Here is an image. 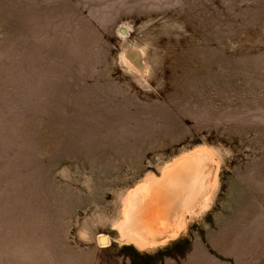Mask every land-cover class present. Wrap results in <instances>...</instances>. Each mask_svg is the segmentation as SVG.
Segmentation results:
<instances>
[{
    "label": "rangeland",
    "instance_id": "obj_1",
    "mask_svg": "<svg viewBox=\"0 0 264 264\" xmlns=\"http://www.w3.org/2000/svg\"><path fill=\"white\" fill-rule=\"evenodd\" d=\"M228 219L264 245V0H0V264L180 261Z\"/></svg>",
    "mask_w": 264,
    "mask_h": 264
},
{
    "label": "crops",
    "instance_id": "obj_2",
    "mask_svg": "<svg viewBox=\"0 0 264 264\" xmlns=\"http://www.w3.org/2000/svg\"><path fill=\"white\" fill-rule=\"evenodd\" d=\"M241 212L243 219L251 218L248 213ZM229 214L234 215L232 212ZM250 228L248 223L243 226V241L237 239L234 219H228L219 230L211 229L206 235L202 231L201 240L190 251V257L181 258L180 261V258H168L158 250H139L129 246L113 248L108 244L107 247L92 250V264H182L183 261L184 264H249L252 250L256 251L259 246L264 250V245L257 241L252 246ZM238 248L243 252L237 253Z\"/></svg>",
    "mask_w": 264,
    "mask_h": 264
},
{
    "label": "bare ground",
    "instance_id": "obj_3",
    "mask_svg": "<svg viewBox=\"0 0 264 264\" xmlns=\"http://www.w3.org/2000/svg\"><path fill=\"white\" fill-rule=\"evenodd\" d=\"M188 160H189V159H188ZM207 160H208V156H207L206 154H205V155H203V154L200 155V154H199V155H197V156H195V157H193V158H190L189 161H186V162H188V163H187L188 166H186V165H185V166L183 165V166L186 167L187 169H189V170L191 171V172L188 173V176H186V178L188 179L186 182H188V183H189V182H193V181H194L193 179H195V181H196V180L199 179L198 176L200 177V175H201V177H202V176L204 175L203 172H204L205 170H203V172L199 171V169L197 168V165H198V164H201V167H203V165L205 164V161H207ZM182 162H183V161H182ZM182 162H181V164H182ZM183 163L185 164V162H183ZM206 164H207V163H206ZM183 166H180L181 169L178 168V170H180V171L182 172V170L184 169ZM199 166H200V165H198V167H199ZM208 166H209V165H208ZM208 166H205V165H204V167H206V169H207ZM201 167H200V170H201ZM204 167H203V168H204ZM182 168H183V169H182ZM186 168H185V169H186ZM195 168H197L198 171H194ZM203 168H202V169H203ZM185 169H184V170H185ZM210 170H211V169L208 168V171H210ZM166 171H167V170H166ZM170 172H172V171H170ZM170 172H169V173H170ZM198 172H201V174H198ZM185 173H186V172H185ZM202 173H203V175H202ZM209 173H210V172H209ZM209 173H208V174H209ZM171 174H172V173H171ZM182 174H183V173H182ZM206 174H207V173H206ZM208 174H207V175H208ZM210 174H211V173H210ZM210 174H209V176H210ZM164 175H165V174H164ZM166 175L169 177L168 173H167ZM166 175H165V177H166ZM172 175H173V174H172ZM179 175H180V174H179ZM184 175H185V174H184ZM184 175H180V176L183 177ZM180 176H178V177H180ZM209 176H207V177H209ZM178 177H177V178H178ZM204 177H205L204 179L201 178V179L204 180V181H207V180L209 179V178H206L205 175H204ZM169 178H170V177H169ZM171 178H172V181L175 180V176H173V177L171 176ZM171 178H170V179H171ZM177 178H176V180H177ZM197 178H198V179H197ZM165 179H166V180H164V181H166V182H168V180H170V179H167V178H165ZM176 180H175L174 182H177ZM192 180H193V181H192ZM202 180L199 179L200 182H202ZM170 181H171V180H170ZM183 181H184V180H183ZM183 181H182V182H183ZM208 181H209V180H208ZM152 182H153V181H152ZM196 182H197V183H200V182H198V181H196ZM163 183H164V182H163ZM168 183H169V182H168ZM204 183H208V182H204ZM204 183H202L204 186H203L201 183H200V186L202 185V187L205 189L206 186H205ZM148 184H149V183H148ZM148 184H147V185H148ZM154 184H155V183H154ZM165 184H167V183H165ZM165 184H163V185H165ZM170 184H171V185H170ZM170 184H168V186H172V185L175 186L174 183L172 184V182H170ZM176 184H177V185L175 186L176 188H174L173 186H172V187H173L172 190L169 188V189L171 190V193H170V194H172V191H173V192L176 191V189H178L179 186L181 187L180 184L178 185V182H177ZM150 185H151V184H150ZM152 185H153V184H152ZM157 185H158V186L162 185V182H161V184H158V183H157ZM185 185L187 186V185H189V184H185ZM206 185H207V184H206ZM168 186H164V188H166V187H168ZM177 186H178V187H177ZM182 186H183V185H182ZM196 186H197V185H196ZM196 186H195V189H196ZM191 187H192V186H191ZM207 187H208V186H207ZM182 188H183V187H182ZM185 188H187V187H185ZM197 188H198V187H197ZM203 188H199V189L202 190ZM169 189L167 188L166 190L168 191ZM173 189H174V190H173ZM179 189H180V188H179ZM179 189H178V191H179ZM139 190H140V189H139ZM180 191H181V190H180ZM183 191H185L184 188H183ZM183 191H181V192L184 193ZM199 191H200V190H199ZM136 192H137V190H136ZM151 192H152V191H151ZM160 192H161V190H160ZM145 193H146V192H145ZM165 193H166V192H164V194H165ZM178 193L180 194V192H178ZM168 194H169V193H168ZM170 194H169V195H170ZM183 195H184V194H183ZM136 196H138V195H136ZM185 196H186V195H185ZM169 197H170V196H169ZM131 198H132V197H131ZM134 199H136V198H134ZM138 201H139V200H138ZM139 203H141V200L139 201ZM136 204H137V202H136ZM130 206H131V205H130ZM145 206H146V205H145ZM133 209H134V208H133ZM135 210H136V209H135ZM129 211H130V210H129ZM133 211H134V210H133ZM138 211H139V210H138ZM138 211H137V212H138ZM137 212L135 213V215H137ZM130 214H132V213L130 212ZM132 216H133L134 218H133ZM132 216L129 215L128 217H129V219H130V217H131L132 220H133V222H132V221H130V222H131V223H134V222L136 221V220H134V219H135V216H134V215H132ZM138 217H139V216H138ZM129 219H128V220H129ZM130 220H131V219H130ZM131 225H132V224H131ZM128 228H129V227H128ZM135 229H136V228H135ZM100 237H101V236H100ZM106 239H107V238H106Z\"/></svg>",
    "mask_w": 264,
    "mask_h": 264
}]
</instances>
